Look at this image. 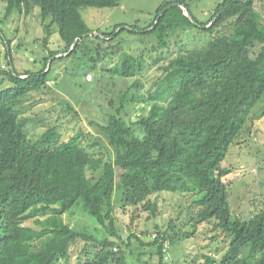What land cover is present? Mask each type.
<instances>
[{
    "label": "trees",
    "instance_id": "obj_1",
    "mask_svg": "<svg viewBox=\"0 0 264 264\" xmlns=\"http://www.w3.org/2000/svg\"><path fill=\"white\" fill-rule=\"evenodd\" d=\"M120 1L0 0L5 16L13 11L27 15L38 6L42 23L51 18L43 23L47 31L43 44L53 23L64 43L61 50L48 51L44 66L36 72L16 73L0 62V80L6 78L11 84L0 91V264H54L59 257L66 258L69 247L79 240L93 241L98 247L93 257L80 264L113 260L125 264L124 255L116 257L118 252L113 251L114 239H98L72 227L63 214L81 206L109 235L119 238L113 215L117 189L123 207L141 206L155 216L151 196L184 187L194 197V219L214 220V228L228 238L219 259L203 254L199 264H264V209L246 218L232 217L224 179L231 169L222 164L255 108L264 102V0H221L211 18L199 24L184 14V0L165 1L141 30L116 25L100 35L88 34L91 30L80 9L113 8ZM187 28L206 31L212 38L201 48L179 53L164 68L158 81L162 91L150 95L154 102L147 115L135 122L141 134L123 117L128 104L144 100L131 92L142 86L139 82L115 96L113 112L104 123L90 121L112 147V159L88 150L95 142L84 144L92 135L87 131L79 130L64 141L57 126L47 128L36 140L27 135L25 121L13 106L47 86L49 58L52 63L70 56L91 38L89 67L119 54L107 72L131 78L143 68V56L121 50L118 42L103 47L101 43L122 31L140 32L154 35L162 48L170 34ZM28 219L34 226L22 224ZM156 229L151 242L156 264H169L162 251L168 237ZM132 237L143 244L129 234Z\"/></svg>",
    "mask_w": 264,
    "mask_h": 264
},
{
    "label": "rangeland",
    "instance_id": "obj_2",
    "mask_svg": "<svg viewBox=\"0 0 264 264\" xmlns=\"http://www.w3.org/2000/svg\"><path fill=\"white\" fill-rule=\"evenodd\" d=\"M165 1L171 0H121L113 8L82 7L80 13L91 34L100 35L116 25L141 30L153 20L157 7ZM219 1L221 0H184V3L190 16L199 24L211 18ZM3 7L0 3V62L4 64V68L16 73L40 70L44 66V57L48 55V51L61 50L64 46L57 25L53 23L49 26L50 34L45 46L43 37L47 31L43 23H49L50 17L42 23L38 6L27 15L13 11L5 16ZM211 38L212 35L206 31L187 28L170 34L166 46L162 48L158 46L154 35L140 32L129 34L122 31L112 40L101 43L103 47L105 44L113 45L118 42L121 50L143 56V68L131 78H122L107 72V68H111L118 61L119 54L112 58L105 57L91 69L87 47H90L92 39L89 38L72 55L55 59L52 63L49 58L48 66L51 68L47 86L40 91L31 92L28 97L14 105L13 109L17 117L25 121V130L31 139L36 140L51 126L58 127L61 141L83 130L92 134L85 139L84 144L95 142L88 150L96 156L112 159V147L90 121L104 123L107 115L113 112L110 106L114 103L115 96L134 82H139L142 86L131 89V92L144 97V100L128 104L123 117L141 134L135 122L141 116L147 115L154 102L149 98L150 95L157 90L162 91L158 81L164 75V68L179 53L201 48ZM10 85L8 79L3 78L0 80V91ZM165 86L166 83L161 87ZM263 110L264 102L255 108L253 117L247 120L222 162L231 169L224 179L228 185V203L232 217L246 218L264 209ZM151 198L156 202L155 216L141 206L123 207L118 189L115 191L114 228L119 238L109 235L105 227L81 206L65 212L63 219L70 226L86 230L95 238L107 236L114 239L116 244L113 251L118 252L116 257L124 255L125 264L158 262L155 246L151 245V236L156 234V226L168 237L169 264H199L203 254L220 258L228 246V238L214 228V220L198 222L194 219L197 207L192 202L194 197L185 187L174 192L153 194ZM22 224L34 226L32 219L25 220ZM129 234L138 236L143 244H139L134 237L129 239ZM169 236H174V239L171 240ZM129 242L131 244L127 247ZM97 248L93 241L79 240L69 247L66 258L59 257L54 264H80L93 257ZM109 264L117 263L113 260Z\"/></svg>",
    "mask_w": 264,
    "mask_h": 264
},
{
    "label": "built area",
    "instance_id": "obj_3",
    "mask_svg": "<svg viewBox=\"0 0 264 264\" xmlns=\"http://www.w3.org/2000/svg\"><path fill=\"white\" fill-rule=\"evenodd\" d=\"M155 234H152V239L154 238ZM168 243L169 241L168 240H165L164 243H163V248H162V251L164 253V260L168 262V255H167V247H168Z\"/></svg>",
    "mask_w": 264,
    "mask_h": 264
},
{
    "label": "water",
    "instance_id": "obj_4",
    "mask_svg": "<svg viewBox=\"0 0 264 264\" xmlns=\"http://www.w3.org/2000/svg\"><path fill=\"white\" fill-rule=\"evenodd\" d=\"M181 7L185 10L184 14L187 15V16H190L189 12L186 11L185 7H184V6H181ZM91 33H92V32H90V33H88V34H91ZM78 39H79V38H76V39L73 41V44H72L71 48L74 47V45L76 44V42H77Z\"/></svg>",
    "mask_w": 264,
    "mask_h": 264
}]
</instances>
